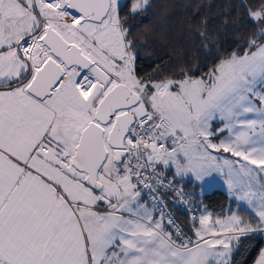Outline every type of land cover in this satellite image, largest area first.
Listing matches in <instances>:
<instances>
[{
    "label": "snow or ice",
    "instance_id": "obj_1",
    "mask_svg": "<svg viewBox=\"0 0 264 264\" xmlns=\"http://www.w3.org/2000/svg\"><path fill=\"white\" fill-rule=\"evenodd\" d=\"M148 7L0 0V264H235L241 241L264 239V0H241L252 30L237 49L213 53L201 20L189 31L203 64L142 75L129 21ZM214 172L255 227L202 214L193 239L156 218L162 189L185 196L177 177Z\"/></svg>",
    "mask_w": 264,
    "mask_h": 264
},
{
    "label": "trees",
    "instance_id": "obj_2",
    "mask_svg": "<svg viewBox=\"0 0 264 264\" xmlns=\"http://www.w3.org/2000/svg\"><path fill=\"white\" fill-rule=\"evenodd\" d=\"M240 3L241 0H149L147 10L129 21L133 25L132 35L143 41L139 47L137 60L140 74L151 73L157 66L171 68L194 54L199 56L203 64L205 54L203 51L196 53L199 40L194 39L189 31L190 26H195L201 20H206L208 31L216 35L214 41L216 48L213 53L218 51L223 56L237 49L238 44L234 41L252 30L247 15L239 7ZM130 6L131 0H126L120 7L122 18L127 16ZM181 57L183 60L180 59ZM207 59L215 61L219 57L213 54ZM165 62H167L166 65ZM173 172H168V177H172ZM179 179L183 182V188L188 194L194 198L197 197V200L203 199L199 204L198 213L206 207L214 216H223L236 206L235 201L220 188L201 194L198 192V183L192 179ZM165 196L166 204L172 205L169 194ZM237 209L238 215L242 216L246 222L249 219L255 222L254 214L244 208ZM174 217L180 224V228L195 239L192 218L189 214L177 209ZM197 224L198 221H196ZM241 245L240 251L233 257L235 264H252L264 245V239H260L257 235L241 241Z\"/></svg>",
    "mask_w": 264,
    "mask_h": 264
},
{
    "label": "rangeland",
    "instance_id": "obj_3",
    "mask_svg": "<svg viewBox=\"0 0 264 264\" xmlns=\"http://www.w3.org/2000/svg\"><path fill=\"white\" fill-rule=\"evenodd\" d=\"M126 0H119V4H120V7L122 6V4L125 2ZM216 127H221L220 124H216ZM225 135H227V133H225ZM215 154V153H214ZM224 156H227L229 158H231V154L230 153H224L223 154ZM174 170V169H173ZM181 178V177H179ZM181 179H192L194 182L198 183L199 184V188H198V192L201 193V194H204V193H207V192H210L212 191L214 188H220L222 190H224L228 196L235 201V205L234 208L232 207L229 212H227L225 215L223 216H214L213 213H211L210 211H206L205 212V209L206 207L202 208L201 211H199L198 215L195 217L197 218L196 221H198V224L196 225V227H199V217L202 215V214H208V213H211V216H212V220L214 221L215 219H217L218 217L223 219L224 217L226 216H230L232 215L233 213H236L238 215V209L237 208H244L246 209L249 213L251 214H254V210L253 209H250L249 206L247 205V203L245 201H240L238 199H236V196L234 193H230L229 192V189H228V184H227V176L226 175H222L220 174L219 172H214V173H211L208 177H205L203 180H195L191 175H185L183 176ZM195 201L197 202V197L195 198ZM141 203H143V200L141 201ZM149 208H152L153 206H149ZM199 210V209H198ZM197 210V212H198ZM192 214H190L189 216L191 217ZM155 216L157 219H159V212L155 210ZM242 218V216H240ZM193 218V217H191ZM176 225L178 227H180V224L178 222H175ZM252 226L255 227V222L252 223ZM167 230H170L168 228H166V231ZM217 231H219V228L217 227L216 229Z\"/></svg>",
    "mask_w": 264,
    "mask_h": 264
},
{
    "label": "built area",
    "instance_id": "obj_4",
    "mask_svg": "<svg viewBox=\"0 0 264 264\" xmlns=\"http://www.w3.org/2000/svg\"><path fill=\"white\" fill-rule=\"evenodd\" d=\"M168 178L171 179L172 177H168ZM165 183L167 184V182H165ZM174 186L177 189L183 188V182L179 178H177ZM161 191H162V193H164L165 202H166L165 194H167V193L169 194L170 202L172 203V205H170V206H168L167 204H166V206L165 205H157L155 210L159 212V218H160L161 208H163V210L166 211L170 217L174 218L175 222H176V220H175L174 214H175V210H177V209L181 210V211H183L189 215L192 214L191 217H196L198 215L197 210L199 209V204L203 200L202 198H200L196 202L195 198L192 197L190 194H188L184 190V188H183V191L185 192V196L183 198L177 196L176 193L173 192L170 187H166V188L162 189ZM145 192H146V190H145ZM145 202H147V204L149 206H153V203H154L151 200V198L147 195H145V198L143 200V203H145ZM173 208H174V210H173ZM167 219H168V217H165V223H167Z\"/></svg>",
    "mask_w": 264,
    "mask_h": 264
},
{
    "label": "crops",
    "instance_id": "obj_5",
    "mask_svg": "<svg viewBox=\"0 0 264 264\" xmlns=\"http://www.w3.org/2000/svg\"><path fill=\"white\" fill-rule=\"evenodd\" d=\"M262 247H264V245L262 246ZM259 254V253H258ZM258 256V255H257ZM257 258V257H256ZM256 260V259H255ZM255 260H254V262H255ZM254 262L252 263V264H254Z\"/></svg>",
    "mask_w": 264,
    "mask_h": 264
}]
</instances>
